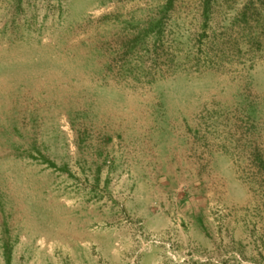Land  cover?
I'll use <instances>...</instances> for the list:
<instances>
[{
	"label": "rangeland",
	"instance_id": "rangeland-1",
	"mask_svg": "<svg viewBox=\"0 0 264 264\" xmlns=\"http://www.w3.org/2000/svg\"><path fill=\"white\" fill-rule=\"evenodd\" d=\"M0 264H264V0H0Z\"/></svg>",
	"mask_w": 264,
	"mask_h": 264
},
{
	"label": "bare ground",
	"instance_id": "bare-ground-1",
	"mask_svg": "<svg viewBox=\"0 0 264 264\" xmlns=\"http://www.w3.org/2000/svg\"><path fill=\"white\" fill-rule=\"evenodd\" d=\"M4 137V136H3ZM37 205H40L39 207H42L43 209H47V205L48 203H45L43 201H39L37 203ZM69 213L73 216V214L71 212H69L68 209H63L62 212H49L48 210H45V213H43L44 215V219L43 221L44 222H50L52 220H58L59 222H61L63 224V222H65V218H66V214ZM73 224L76 226L80 225V221L78 220L77 217H75L74 219L72 218L71 219ZM40 229H37L36 231H34L33 233H40ZM75 233V232H74ZM73 235V234H72ZM72 243H73V240H72Z\"/></svg>",
	"mask_w": 264,
	"mask_h": 264
}]
</instances>
